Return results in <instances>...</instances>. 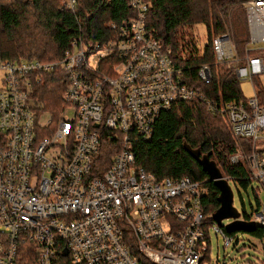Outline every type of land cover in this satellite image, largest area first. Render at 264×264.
Instances as JSON below:
<instances>
[{"label":"built area","instance_id":"obj_1","mask_svg":"<svg viewBox=\"0 0 264 264\" xmlns=\"http://www.w3.org/2000/svg\"><path fill=\"white\" fill-rule=\"evenodd\" d=\"M124 2L105 36L78 29L57 59L0 56V264H202L210 226L227 245L233 231L205 212L202 182L158 178L136 163L134 146L180 102L198 99L206 112L222 114L240 140L229 161L242 162L247 184L264 191V99L251 83L264 72L262 58L247 46L239 57L227 31L214 36L216 71L200 64L196 80L208 85L213 73H231L249 81L252 95L210 99L184 72L186 56L146 26L148 1ZM76 3L60 0L59 7ZM244 14L247 45L264 42V0H245ZM52 71L65 79L55 119L33 99ZM237 219L253 223L249 232L260 231L262 242V205ZM260 250L263 257L249 264H264L262 243Z\"/></svg>","mask_w":264,"mask_h":264},{"label":"trees","instance_id":"obj_2","mask_svg":"<svg viewBox=\"0 0 264 264\" xmlns=\"http://www.w3.org/2000/svg\"><path fill=\"white\" fill-rule=\"evenodd\" d=\"M145 22L153 35L169 45L174 54H184L181 65L206 97L223 102L238 100L241 95L231 73L212 74L208 85L195 77L200 64L215 72L211 39L227 31L238 55L244 54L248 30L244 14L245 0H147ZM60 0H0V56L4 59L54 60L62 55L69 38L82 30L92 38L106 34L108 20L123 16L124 0H77L73 10L59 7ZM200 23L204 27L205 42L185 43L186 29ZM264 63V50L248 51ZM214 70V71H213ZM65 87L62 72L52 71L35 87L33 99L39 110L49 112L55 119L62 109L61 94ZM264 99V91H260ZM185 143L207 154L218 165L220 173L247 185V173L242 162L231 163L229 156L240 143L231 136L222 114L208 113L203 104L194 99L180 102L171 111L162 113L155 122L148 141L134 146L136 163L155 177L187 175L199 180L206 188L203 197L205 212L212 214L218 207L216 188L207 182L206 174L182 148ZM109 154L104 153L105 163ZM259 235L260 231H255ZM18 264H26L19 262Z\"/></svg>","mask_w":264,"mask_h":264},{"label":"rangeland","instance_id":"obj_3","mask_svg":"<svg viewBox=\"0 0 264 264\" xmlns=\"http://www.w3.org/2000/svg\"><path fill=\"white\" fill-rule=\"evenodd\" d=\"M186 32L185 43L198 40L199 45H202L205 42V31L202 24L196 23L192 29H186ZM261 47H264V42L247 45L249 50H261L262 52L264 49ZM257 55L261 56L260 52ZM238 56L242 57L243 54ZM251 83L259 94L260 91H264V72L253 76ZM237 87L241 98H248L252 95L248 80L237 81ZM216 166L219 169L217 164ZM227 181L231 190V206L238 213L239 219L249 214L255 208L256 203L260 207L261 205L264 207V191L254 180L245 187H241L231 180L227 179ZM230 221L231 218H223L220 221L221 228ZM230 235L232 240L224 245V237L219 233H215L211 226L207 227V249L202 264H249V262L257 261L263 257L260 248L261 243L264 245V238L260 243L258 237L243 230H234Z\"/></svg>","mask_w":264,"mask_h":264},{"label":"water","instance_id":"obj_4","mask_svg":"<svg viewBox=\"0 0 264 264\" xmlns=\"http://www.w3.org/2000/svg\"><path fill=\"white\" fill-rule=\"evenodd\" d=\"M183 150L196 161L202 172L207 176V182H210L217 190L216 200L218 207L211 214V220L220 225L223 218H231L232 220L224 225L227 232L234 230L252 231L255 226L251 222H242L237 219L238 213L231 206V190L225 179L217 168L215 162L208 157L207 154H201L198 148H191L182 143Z\"/></svg>","mask_w":264,"mask_h":264},{"label":"bare ground","instance_id":"obj_5","mask_svg":"<svg viewBox=\"0 0 264 264\" xmlns=\"http://www.w3.org/2000/svg\"><path fill=\"white\" fill-rule=\"evenodd\" d=\"M238 55V54H237Z\"/></svg>","mask_w":264,"mask_h":264}]
</instances>
